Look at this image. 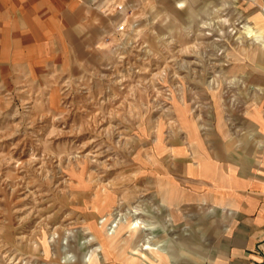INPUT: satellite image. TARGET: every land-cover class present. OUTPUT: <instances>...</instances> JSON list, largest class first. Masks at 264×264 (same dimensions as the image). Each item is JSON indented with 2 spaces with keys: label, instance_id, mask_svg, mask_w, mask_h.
<instances>
[{
  "label": "rangeland",
  "instance_id": "rangeland-1",
  "mask_svg": "<svg viewBox=\"0 0 264 264\" xmlns=\"http://www.w3.org/2000/svg\"><path fill=\"white\" fill-rule=\"evenodd\" d=\"M261 45L264 0H0V264H213Z\"/></svg>",
  "mask_w": 264,
  "mask_h": 264
},
{
  "label": "crops",
  "instance_id": "crops-1",
  "mask_svg": "<svg viewBox=\"0 0 264 264\" xmlns=\"http://www.w3.org/2000/svg\"><path fill=\"white\" fill-rule=\"evenodd\" d=\"M256 48L264 50L263 45ZM260 121L263 153L257 159L241 160L219 185L214 164L202 161V168H197L198 176L202 170L212 180L211 210L219 214L216 206H220L232 217L225 228L223 250L213 264H264V115L260 114ZM170 193L167 197L172 200Z\"/></svg>",
  "mask_w": 264,
  "mask_h": 264
},
{
  "label": "bare ground",
  "instance_id": "bare-ground-1",
  "mask_svg": "<svg viewBox=\"0 0 264 264\" xmlns=\"http://www.w3.org/2000/svg\"><path fill=\"white\" fill-rule=\"evenodd\" d=\"M136 209L139 210L138 208H136ZM142 228H143V225L141 226V223L138 220H135L134 222L131 223L130 229H132V230L138 231V229H139V231H140V229H142ZM146 239L152 240L153 238H151V237L148 238L147 237ZM146 243H149V241L147 240ZM153 245H155V246L153 248H151V249L158 250V248L160 247L159 245L157 246L155 242L153 243ZM148 248H150V247H148ZM160 249H161V247H160Z\"/></svg>",
  "mask_w": 264,
  "mask_h": 264
},
{
  "label": "built area",
  "instance_id": "built-area-1",
  "mask_svg": "<svg viewBox=\"0 0 264 264\" xmlns=\"http://www.w3.org/2000/svg\"><path fill=\"white\" fill-rule=\"evenodd\" d=\"M122 28H123V26H122V25H120L119 29H122Z\"/></svg>",
  "mask_w": 264,
  "mask_h": 264
}]
</instances>
